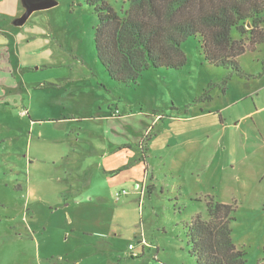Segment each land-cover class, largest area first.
<instances>
[{
	"label": "rangeland",
	"instance_id": "obj_1",
	"mask_svg": "<svg viewBox=\"0 0 264 264\" xmlns=\"http://www.w3.org/2000/svg\"><path fill=\"white\" fill-rule=\"evenodd\" d=\"M56 1L16 26L21 0H0V264H195L185 234L196 215L208 218L209 201L233 207L231 239L248 264L264 261V179L246 175L254 142L235 125L259 79L208 64L200 38L189 37L183 67L148 68L136 84L119 85L97 61L93 7ZM106 1L125 17L128 0ZM238 62L245 74L261 73L264 43ZM27 107L42 119L36 130L46 141L74 146L82 160L67 164L78 175L97 163L115 168L114 177L95 178V188L120 191L131 178L142 187L138 197L91 204L109 209L108 239L65 225V204L44 195L49 182L31 186L29 195L43 160L29 164Z\"/></svg>",
	"mask_w": 264,
	"mask_h": 264
},
{
	"label": "trees",
	"instance_id": "obj_2",
	"mask_svg": "<svg viewBox=\"0 0 264 264\" xmlns=\"http://www.w3.org/2000/svg\"><path fill=\"white\" fill-rule=\"evenodd\" d=\"M128 2L126 15L121 17L106 0H87L97 15L96 58L112 81L136 84L148 68L183 67L187 59L181 46L189 37L200 38V51L208 64L251 78L238 58L264 43L263 0ZM233 210L230 205L209 201L208 218L198 214L192 219L185 237L195 264H248L245 253L231 239Z\"/></svg>",
	"mask_w": 264,
	"mask_h": 264
},
{
	"label": "crops",
	"instance_id": "obj_3",
	"mask_svg": "<svg viewBox=\"0 0 264 264\" xmlns=\"http://www.w3.org/2000/svg\"><path fill=\"white\" fill-rule=\"evenodd\" d=\"M17 61L15 71L21 72L23 69L22 62L19 61V59ZM250 75L251 78H258L259 80L256 86L250 91L251 103L245 105V113L237 117L235 125L236 129L248 132L247 140L249 141L252 138L254 142L252 143L253 151L251 155L245 158V160L248 161L246 175L254 174L263 180L264 154H260L259 152H261V150L264 152V67L261 73L257 72ZM248 82L249 80H246L245 84H249ZM245 101L247 100L241 101L240 104ZM235 104L238 105L239 100H237ZM24 113L31 119L28 124L29 137L27 143L29 164L33 163L32 158H34V160H37V158L43 160L39 169L41 170V174H39L40 172L33 173L36 179L33 183H30L29 195L31 194V186H41L42 188L43 185L49 182L53 186L52 192L48 190L44 195L48 196L53 194L54 204H65L63 207V215L65 217V214H67L70 218L69 224L64 220L65 225L70 227L74 225L76 228L80 229V232H87L86 235L94 236L99 239H108L111 232L110 221L112 220L106 217L109 209L106 208L99 212V210L95 209L97 207L91 204H110L111 201L115 203L120 201V199L114 200V194L121 187L115 186L106 192L95 188V186H97L95 182L97 181H94V179L96 178L99 182H103L109 177H114L117 175V172L114 171L115 168L103 167L101 163H97L95 169L85 171L82 176L78 175L76 169H74V165L67 164V161L76 164L82 160L81 157L75 153L74 146H71L69 142H63L64 139H51L52 141H46L43 138L44 134L36 130V125L41 124L43 122L42 119L35 117V113L33 114L29 107L25 109ZM58 123L59 122L55 121L54 126L56 125L57 127ZM31 135L37 136L39 139L37 144H33ZM66 137L68 138L69 136ZM68 140L71 141L70 139ZM75 140L72 138V142ZM33 146H36L35 150H33ZM259 170L260 172H258ZM29 174H32L31 167H29ZM75 179H80L81 181L77 183ZM136 180L137 179L131 178L128 181V188L124 187V189H128L127 191L130 196L133 195L138 197L139 195L133 191V187L136 184L140 185ZM146 181L147 185L153 189L154 187L148 184V180ZM93 210H95V212H93ZM83 225H90L91 228L86 229L82 227ZM130 252H134V250Z\"/></svg>",
	"mask_w": 264,
	"mask_h": 264
},
{
	"label": "water",
	"instance_id": "obj_4",
	"mask_svg": "<svg viewBox=\"0 0 264 264\" xmlns=\"http://www.w3.org/2000/svg\"><path fill=\"white\" fill-rule=\"evenodd\" d=\"M24 7L23 14L14 21V25H23L32 13L41 10H47L57 5L56 0H21ZM249 27V26H248Z\"/></svg>",
	"mask_w": 264,
	"mask_h": 264
},
{
	"label": "built area",
	"instance_id": "obj_5",
	"mask_svg": "<svg viewBox=\"0 0 264 264\" xmlns=\"http://www.w3.org/2000/svg\"><path fill=\"white\" fill-rule=\"evenodd\" d=\"M140 189H142V187L140 185H138V184H136L133 187V191L134 192H138ZM141 192H142V190H141ZM128 193L129 192L127 190L122 189L120 191L115 192L114 197H115L116 200H119L121 197L126 196ZM128 249H129V251H132V250H134V246L133 245H129ZM133 256H136V254L134 253Z\"/></svg>",
	"mask_w": 264,
	"mask_h": 264
}]
</instances>
